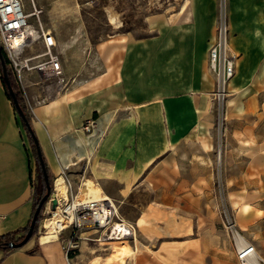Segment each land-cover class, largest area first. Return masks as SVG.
I'll return each mask as SVG.
<instances>
[{
  "label": "crops",
  "instance_id": "obj_1",
  "mask_svg": "<svg viewBox=\"0 0 264 264\" xmlns=\"http://www.w3.org/2000/svg\"><path fill=\"white\" fill-rule=\"evenodd\" d=\"M233 2L236 13L235 22H229V43L236 63L228 83L225 114L231 127L242 121L263 125L264 0ZM195 3L199 12L202 1ZM167 23L160 24V36L150 42L116 37L99 42L95 49L102 66L86 79L60 87L54 82L38 83L33 73L23 74L18 90L50 180L65 167L76 186L86 179L100 188L101 196L125 198L132 188L157 179L154 171L173 170L180 146L187 148V158L194 156L196 147L203 153L211 150L214 76L201 44L212 41L214 22H181L182 31L190 28L187 38L194 44L192 51L184 52L179 50L182 37L174 34L176 25L170 23L171 35H166ZM53 34L67 78L64 54L71 44L61 45ZM88 119L93 124L86 131L82 125ZM256 132H243L256 143L248 147L252 158L244 181L249 191L239 196L230 227L233 241L239 236L243 246L252 245L261 264L264 133ZM37 171L29 137L0 71V234L23 227L30 219ZM167 185L172 186L171 182ZM144 222L143 217L136 218L133 243L125 241L121 250H116L117 244H109L112 241L93 245L81 240L71 263L105 262L114 253L116 264H240L234 242L227 243L223 231L213 246H184L189 232H183L182 239L147 232L146 243L136 235ZM174 233L166 230V234ZM65 243V239L30 237L21 246L0 249V264H66ZM98 245L104 252L94 254ZM204 250L215 253L207 256Z\"/></svg>",
  "mask_w": 264,
  "mask_h": 264
},
{
  "label": "rangeland",
  "instance_id": "obj_2",
  "mask_svg": "<svg viewBox=\"0 0 264 264\" xmlns=\"http://www.w3.org/2000/svg\"><path fill=\"white\" fill-rule=\"evenodd\" d=\"M33 1L42 10L40 19L43 26L56 34L61 45L66 41L71 44L64 54L68 84L74 79L90 77L102 66L95 49L99 42L111 37L132 41L143 39L150 42L155 40L156 36H160V24L169 22L166 24L168 28L166 35H171L170 23L176 25L174 34L182 37L179 50L192 51L194 44L190 37L187 38L191 30L190 28L186 29L187 32L183 30L184 33L180 29L181 22H214L215 25L223 9L227 13L228 22H235L236 13L233 0H201L199 12L195 0ZM22 4L25 11L31 10V0H22ZM33 19L31 16L30 20ZM210 43L201 44L207 55ZM50 82L52 81L45 83ZM213 112L214 141L211 150L203 153L196 147L194 156L190 155L187 158V148L180 146L179 162L177 166L174 165L173 170L164 168L156 170L154 174L157 179L150 178V181L132 188L127 197L112 200L118 214L132 225L135 224L137 217H143L145 220L143 227L136 230L137 237L142 241L147 243L149 238L147 232L158 234L164 239H182L183 232H189L191 234L187 241L182 243L184 246L198 247L204 244L213 246L223 231L227 234V243L233 244L231 236L233 228L230 227L233 221L232 214L240 199L239 196L249 191L244 181L248 174L245 168L252 158L248 147L256 143V139L245 137L243 132L257 133L259 130L264 133L262 131L264 124L242 121L231 127L226 114L222 119H218L214 107ZM167 182H171L172 186H168ZM187 216L189 218H186ZM39 224L40 221L36 232L31 236L36 240L39 237ZM166 230L175 233L166 234ZM92 232L87 230L82 235L91 233L95 236L96 234ZM20 234L15 235V238ZM62 235L67 236L68 230ZM81 240L84 239L79 241ZM128 241L133 243V237L128 238ZM91 243L93 244V241ZM114 243L109 244L114 246ZM92 246H89V249H93ZM98 246L94 254L104 252L102 246ZM121 246L117 245L116 250H121ZM205 252L207 256L209 253H215L213 250L211 252L204 250ZM260 263L264 264L261 258Z\"/></svg>",
  "mask_w": 264,
  "mask_h": 264
},
{
  "label": "built area",
  "instance_id": "obj_3",
  "mask_svg": "<svg viewBox=\"0 0 264 264\" xmlns=\"http://www.w3.org/2000/svg\"><path fill=\"white\" fill-rule=\"evenodd\" d=\"M223 10L219 13L214 37L208 49V68L214 76L210 98L218 119L225 115V103L229 95L228 83L234 74L236 63V54L232 52L229 43L227 13ZM41 11L33 0L30 11L23 9L22 0H0V47L6 60V70L17 85V89L25 73H33L40 84L52 81L62 87L67 83L57 41L53 32L43 26L40 19ZM31 16L34 17L32 21ZM92 124V119H88L82 128L89 131ZM65 169L64 167L57 176L62 177L66 191L64 193L55 186L57 177L55 176L42 206L43 217L40 219L39 237L41 232L45 231L41 228V221L45 217L50 218L52 231L57 234L53 239L65 237L63 251L66 264H73L70 261L71 255L79 248L80 239L107 243L132 238L133 225L118 214L114 202L108 197L81 199L77 195L78 187L74 185ZM66 230L68 235H62ZM87 230L93 231L92 233L96 235L92 236L91 233L82 235ZM242 242L239 236L234 240L240 264H254L256 253L253 246H243Z\"/></svg>",
  "mask_w": 264,
  "mask_h": 264
},
{
  "label": "trees",
  "instance_id": "obj_4",
  "mask_svg": "<svg viewBox=\"0 0 264 264\" xmlns=\"http://www.w3.org/2000/svg\"><path fill=\"white\" fill-rule=\"evenodd\" d=\"M3 57H4V55H3ZM4 61H5V64H6L5 57H4ZM0 71H1V62H0ZM7 75H8V79L10 81V84L12 86V89H13V91L15 93L16 99H17L18 103L20 104V107H21V109L23 111V117L20 116V115L19 116H20L22 124L24 125V128H25V130L27 132V135L29 137V140H30L33 152H34V156H35V159H36L38 171H37V183L33 186L32 212H31L30 219L28 220V222H27V224L25 226L17 228L16 230L11 231V232L0 234V249H4V250H7V249L11 248V246L8 245V242H17V241L22 239V237L24 236V234L28 230L29 223H30L31 217L33 215V212H34L36 206L38 205L39 200L41 199V197L45 193V184H44V177H43V173H42V166H41L40 158L42 160L43 168L47 172V167H46L45 161L43 159V156H42L40 151H39V153L37 152V147L38 146L35 144V142L33 140V135L34 134H33V131L31 129V127H30V124H29V117H28V115H27V113L25 111V107L23 105V100H22L21 94L18 91L17 85L15 84L14 80L10 76L9 72H7ZM2 79H3V77H2ZM3 83H4V86L6 88L8 96L12 100V98H11L9 92H8V89H7L6 85H5L4 79H3ZM48 178H49V176H48ZM41 210H42V207L40 208V211L37 214L36 221H35V224H34V227H33V231H32V235L36 232L38 223H39V221L41 219ZM17 233H22V234H20L19 237L15 238V235H17Z\"/></svg>",
  "mask_w": 264,
  "mask_h": 264
},
{
  "label": "bare ground",
  "instance_id": "obj_5",
  "mask_svg": "<svg viewBox=\"0 0 264 264\" xmlns=\"http://www.w3.org/2000/svg\"><path fill=\"white\" fill-rule=\"evenodd\" d=\"M55 186L59 190H61L65 193L66 185H65L62 177H59V176L56 177ZM77 187H78V194L77 195L83 200L101 199V198L106 199L107 198L106 196H101L102 194L100 193L101 192L100 188L95 183H93L91 181H87V182L81 184V186H77ZM41 228L45 229V231L41 232V234H40V237L43 238V241L44 240L45 241L51 240V239L57 237V234L52 231V224H51L50 218L45 217L41 221ZM134 232H135V224L133 225V236H134ZM127 240L128 239L124 238V239H120V240H116V241H112V242H115V244L119 245V244L124 243ZM255 261L257 264H259V260L255 259ZM112 263H114V264L117 263V258L114 256V253L111 255V258H109L105 262H94L93 264H112Z\"/></svg>",
  "mask_w": 264,
  "mask_h": 264
},
{
  "label": "water",
  "instance_id": "obj_6",
  "mask_svg": "<svg viewBox=\"0 0 264 264\" xmlns=\"http://www.w3.org/2000/svg\"><path fill=\"white\" fill-rule=\"evenodd\" d=\"M0 62H1L2 77L4 79L5 85H6L7 89H8V92H9L11 98H12L13 104H14V106L16 108V111H17L18 115L23 117V111H22V109L20 107V104L18 103V101L16 99L15 93H14V91L12 89V86L10 84V81L8 79L7 70H6V64H5V61H4V57H3V54H2L1 47H0ZM33 140H34L35 144L37 145V141H36V138L34 137V135H33ZM37 152L39 153L38 147H37ZM40 162H41L42 173H43V177H44L45 193L41 197V199L39 200L38 205L36 206V208H35V210L33 212V215L31 217V220H30V223H29L28 230L26 231V233L24 234V236L22 237L21 240H19L17 242H8V245L11 246V247H18V246L23 245L32 236V231H33V227H34V224H35V221H36L37 214L40 211V208L43 206V203H44V201L46 200V198H47V196L49 194V191H50V188H51V183H50V180L48 178V174H47L46 170L43 168L41 158H40ZM52 203L54 204L55 201L53 200Z\"/></svg>",
  "mask_w": 264,
  "mask_h": 264
}]
</instances>
